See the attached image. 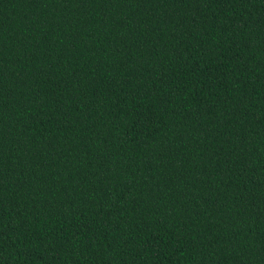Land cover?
<instances>
[{
	"label": "trees",
	"instance_id": "obj_1",
	"mask_svg": "<svg viewBox=\"0 0 264 264\" xmlns=\"http://www.w3.org/2000/svg\"><path fill=\"white\" fill-rule=\"evenodd\" d=\"M0 264H264V0H0Z\"/></svg>",
	"mask_w": 264,
	"mask_h": 264
}]
</instances>
